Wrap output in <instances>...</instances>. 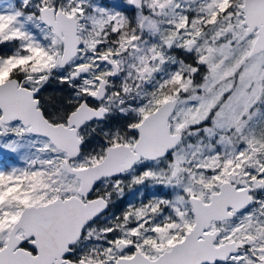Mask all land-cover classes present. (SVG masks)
I'll list each match as a JSON object with an SVG mask.
<instances>
[{
    "label": "snow or ice",
    "instance_id": "6c2138e0",
    "mask_svg": "<svg viewBox=\"0 0 264 264\" xmlns=\"http://www.w3.org/2000/svg\"><path fill=\"white\" fill-rule=\"evenodd\" d=\"M0 264H264V0H0Z\"/></svg>",
    "mask_w": 264,
    "mask_h": 264
},
{
    "label": "trees",
    "instance_id": "16d2710c",
    "mask_svg": "<svg viewBox=\"0 0 264 264\" xmlns=\"http://www.w3.org/2000/svg\"><path fill=\"white\" fill-rule=\"evenodd\" d=\"M53 87H55V86H54V85L50 86V87H49V91H50V90H51V88H53Z\"/></svg>",
    "mask_w": 264,
    "mask_h": 264
}]
</instances>
